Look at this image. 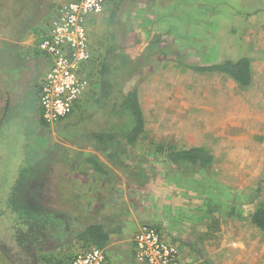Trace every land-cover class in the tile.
<instances>
[{
  "label": "rangeland",
  "instance_id": "obj_1",
  "mask_svg": "<svg viewBox=\"0 0 264 264\" xmlns=\"http://www.w3.org/2000/svg\"><path fill=\"white\" fill-rule=\"evenodd\" d=\"M6 1L8 6L0 22V117L7 106L11 109L0 128V264H27V260H21L23 253L31 255V264H70L74 255L84 249L77 247L76 230L80 227L74 230L65 224L64 228L46 230L43 236L38 201L40 176L57 172L59 159L68 170L63 158L75 156L77 146L98 145L90 134L101 130L104 112H96L92 92L58 125L49 127L41 122L40 108L36 111V84L39 89L49 60L45 57L47 64L38 69L34 79H26L21 70L17 71L22 64L15 62L7 45L9 27H1L22 0ZM34 1L44 3L48 10L39 12L43 19L16 42V51L24 58L28 57L24 50H31L32 58L36 56V47L46 35L57 7L68 0ZM112 7L113 0H109L105 12L89 21L95 71L105 56ZM122 10L119 28L127 38L122 53L128 58L125 64L132 76L120 80L119 96L137 89L146 119V131L137 149L134 147L138 150L135 155L163 157L165 165L158 167L164 170L171 162L169 149L206 147L215 157L208 169L178 164L188 191L185 197L189 204L183 207L190 210L183 215L190 220L182 219V213L172 214L167 205L156 204L153 211L176 220L170 224L176 235L172 228L160 230L172 238L180 255L187 257L185 264H203L194 247L203 250L213 264H243L235 252L220 247V240H228L237 245L234 248L245 251L251 264H264V236L249 222L250 214L264 201V0H155L151 4L137 0ZM163 19L168 20L166 29L150 27L152 22ZM162 34L166 44L153 47L154 54L148 57L152 41ZM164 53L169 55L167 59ZM244 57L252 65L253 83L249 88L240 87L226 75L193 73L186 68ZM117 64L123 66L121 60ZM24 82L28 84L26 88ZM6 86L12 93L8 105ZM120 144L128 146L124 141ZM122 150L133 155L129 146ZM155 184L156 181L152 187ZM162 186V182L157 184L154 191L165 192ZM163 199L169 201L168 197ZM48 208L54 210L53 205ZM122 217L126 219L121 223L129 226L131 215L125 211ZM94 224L97 222L83 223ZM61 234L63 237L54 238ZM40 245H51L54 250L48 253V248H38ZM18 248L26 251L21 254ZM131 251V245L125 249L108 248V264H140Z\"/></svg>",
  "mask_w": 264,
  "mask_h": 264
},
{
  "label": "crops",
  "instance_id": "obj_2",
  "mask_svg": "<svg viewBox=\"0 0 264 264\" xmlns=\"http://www.w3.org/2000/svg\"><path fill=\"white\" fill-rule=\"evenodd\" d=\"M167 24L168 20L163 19L152 22L150 27L162 30L167 28ZM36 49L34 52L36 56L33 58L31 50H24L25 53H28L26 54L28 57H25L28 60L20 56L24 61L21 72L25 75L26 79H34L38 73V69L44 68L49 60L48 57L46 61L45 57L47 56L40 51L39 44ZM91 49L92 53H94L92 44ZM48 65L50 66V60ZM24 83L26 88L27 82ZM36 87H38L37 84ZM92 92L93 90L81 102ZM38 108L39 92L37 89L36 111ZM121 145L115 142L94 144V146L87 148L77 146V152H74L75 156L67 155L63 158L68 164V170L63 168L61 159H59L56 162L57 172L54 174L45 172L40 176V182L42 183L38 194L39 211L41 212L39 217L40 228L43 229L42 233L44 237L47 235L46 230L48 232L51 228H62V226L64 228L66 220H69L68 228L76 230V228L80 227L79 230H76L79 231V234L88 227V225H83L84 222L89 224L97 222V224L103 226L111 238L108 248H112L113 250L118 248L125 249L131 245V254L135 257L134 239L144 225L154 226L159 230L164 228L170 230L172 228L170 224L174 223V221L176 222L175 219H172V216L166 219L163 215L153 211L154 205L160 203L164 207L167 205V207H170L172 214L178 215L182 213V219L190 220V218H184L183 215L184 212L189 214L190 210L187 207L184 210L183 207L189 203L185 197L188 192L184 180L186 177L180 170L181 168L178 169V165L169 162L166 164L168 168L164 170L163 167H158L165 165L166 160L163 157L155 154H151L150 156L135 155L138 152L136 150L137 144L135 145L136 149L134 148L135 146H129L132 148L131 152L133 155L128 156L122 150L128 147ZM113 149L117 152H112L111 150ZM90 160H95L98 163V167L95 168ZM158 168L160 170H157ZM159 180L164 184L162 189H165L166 191L163 190L165 192L154 191L157 189V184L161 183ZM155 181L156 184L152 187ZM154 197L159 200H155ZM165 197H168L169 201L164 200L163 198ZM48 205H53L54 210L51 211ZM125 211L131 215L128 219L129 226L121 223L122 219L125 218L122 217ZM160 232L169 243L173 244L172 238H168L162 230ZM172 232L176 235V231L173 228ZM58 236L63 237V234L55 235L54 238L57 239ZM78 242L79 246L77 247H83L84 249L77 252L74 257L88 250L82 242ZM64 244V241H61L59 245L63 246ZM219 244L227 252H231L232 254L235 252L236 256L239 257L237 260L244 261L243 264H251V259H249L245 251L243 252L238 248H234L237 245L228 240H220ZM177 246L179 245L177 244ZM50 247L51 245H49V248L40 245L38 248H48L46 249L47 252L51 253V250L54 249ZM104 252L108 264L110 258L107 256L105 250ZM244 255H246V258L240 260V256ZM180 256L184 263H188L187 257ZM112 258L116 261L115 256ZM236 263L240 264L238 261Z\"/></svg>",
  "mask_w": 264,
  "mask_h": 264
},
{
  "label": "trees",
  "instance_id": "obj_3",
  "mask_svg": "<svg viewBox=\"0 0 264 264\" xmlns=\"http://www.w3.org/2000/svg\"><path fill=\"white\" fill-rule=\"evenodd\" d=\"M135 1L137 0H113V7L109 18V29L105 40V56L101 64L98 66L99 70L95 71L92 69L90 72V76L95 77V75L98 74L97 77H93L94 84L92 90L95 95L93 105L94 108H96V112H104L105 118L104 124H101V130L91 132L90 136L92 140H96L102 144L115 142L120 144V142L124 141L128 146L133 147L140 141L146 131V119L138 90L134 88L122 93L120 96L118 90L121 85L120 80H126L132 76L131 69H127L125 64L126 61H128V58L122 53L124 48L123 45L126 43L127 38L125 40L124 30L119 28L121 22L120 14L126 4ZM142 1H145L147 4L155 2V0ZM6 2V0H0V22L3 21L6 6H8ZM44 8H46V11L48 10L46 5L44 3L42 4V2L40 4L36 3L34 0H22V5L17 11H14V14H11L14 16L8 15L6 21H4V26L1 27V30L4 27H9L10 35L8 37L9 40L7 45L11 51H13L15 62L20 65L22 64L17 68V71L23 68L24 61L16 51V42H18L32 28V26L43 19V14L41 15L39 12H44ZM26 13H29L30 16L28 15L27 17L25 15ZM21 15L24 17L23 19L20 18ZM164 36L165 35L162 34L158 39L152 41L151 47L148 50V57L151 54H154L152 53L153 47L156 48V46H159L162 43L166 44L167 40H164ZM163 55L165 59L169 56L165 53ZM119 60L123 62V66L117 64ZM174 62H176V59H174ZM179 63L184 65L182 62ZM186 68L193 73L226 75L233 79L242 88H249L253 83L252 65L251 60L248 57L238 60H226L218 64L207 66L188 65ZM3 86H5V84ZM5 89H7L5 90V94L7 95L8 105L12 101V93L7 86ZM37 89L38 88L36 87V90ZM8 108L9 107L7 106L6 111L1 114L0 128L8 116L9 111L7 112V110L11 109ZM41 122L44 123L42 119ZM167 155L174 165L187 163L203 169L210 168L215 161L213 153L206 147H195L187 150L169 149ZM90 162L94 164L95 168L98 167V163L95 160H90ZM249 222L264 236V201H261L255 211L250 214ZM77 240L82 242L86 249L96 247L107 252L111 238L103 226L95 224L88 226L82 231L77 236ZM193 251L201 259L203 264H213L203 250H196L194 247Z\"/></svg>",
  "mask_w": 264,
  "mask_h": 264
},
{
  "label": "built area",
  "instance_id": "obj_4",
  "mask_svg": "<svg viewBox=\"0 0 264 264\" xmlns=\"http://www.w3.org/2000/svg\"><path fill=\"white\" fill-rule=\"evenodd\" d=\"M109 0H68L57 7L39 49L50 66L39 86L41 119L53 127L74 113L93 89V53L89 21L102 15ZM135 259L140 264H185L176 246L160 230L144 225L134 239ZM71 264H106L104 250L90 247Z\"/></svg>",
  "mask_w": 264,
  "mask_h": 264
},
{
  "label": "flooded vegetation",
  "instance_id": "obj_5",
  "mask_svg": "<svg viewBox=\"0 0 264 264\" xmlns=\"http://www.w3.org/2000/svg\"><path fill=\"white\" fill-rule=\"evenodd\" d=\"M65 223H66V224H69V220H66ZM29 245H31V243H30ZM21 246L23 247L24 245H21ZM32 246H33V245H32ZM36 249H37V248H36ZM17 251H19V253L22 254V253L25 252L26 250H25V248H24V250L21 252L20 249L18 248ZM30 251H31V250H30ZM23 254H25V255H23V257H22L23 259H21V260H27L26 263L29 264L30 261H31V255L29 254L30 256L28 257V255H27L26 253H23ZM33 257H35V256H33ZM13 261L15 262L16 260H13ZM23 262H24V261H23ZM30 264H31V263H30Z\"/></svg>",
  "mask_w": 264,
  "mask_h": 264
}]
</instances>
